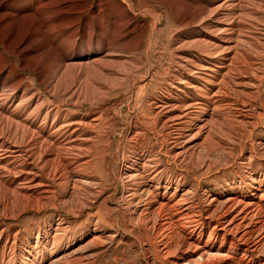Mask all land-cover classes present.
<instances>
[{"label": "bare ground", "instance_id": "6f19581e", "mask_svg": "<svg viewBox=\"0 0 264 264\" xmlns=\"http://www.w3.org/2000/svg\"><path fill=\"white\" fill-rule=\"evenodd\" d=\"M155 1L163 5L160 15ZM161 16L167 26L175 17L173 27L191 32L166 37L168 90L149 98L158 68L144 65L140 74L144 60L135 53L149 51ZM262 50L264 0H0V208L17 192L38 204L65 181L72 191L94 192L98 180L88 171L97 159L90 154L114 108L143 112L141 127L138 113L129 119L130 141L152 123L167 128L175 163L227 149L216 135L221 125L242 136L264 117V62L252 56ZM246 106L252 112L243 113ZM254 147L264 151V139L248 155ZM149 153L136 151L115 176L131 232L150 235L157 253L173 256L170 264H264V174L194 200L179 183L157 182Z\"/></svg>", "mask_w": 264, "mask_h": 264}, {"label": "rangeland", "instance_id": "374dc122", "mask_svg": "<svg viewBox=\"0 0 264 264\" xmlns=\"http://www.w3.org/2000/svg\"><path fill=\"white\" fill-rule=\"evenodd\" d=\"M160 2L155 1L158 4L156 15L162 12L163 5ZM102 8L105 13V5ZM162 17L159 18L156 31L151 38L153 43L149 41V44L151 43L149 47L151 48L152 45L153 49L149 48V53L143 48L145 51H140L143 52L142 56L139 51L135 53V58L140 62L144 60L143 63L141 62L140 74L147 65L151 67L152 72L158 68V77L154 78V86L148 93L149 98L163 95L168 90L166 70L169 69L171 55L167 54L169 51L166 37H173L179 31L191 32L189 28L185 30V28L173 27L175 17L170 19L168 27L165 24L166 19ZM108 32L107 27L106 33ZM78 37L79 35L76 38ZM38 38L40 36L34 37L32 42ZM154 38L157 39L154 41ZM164 51L166 52L162 56L164 58L161 57L158 61V56ZM252 56H254L255 64L264 62V50L255 51ZM13 57L17 61L16 55ZM146 60L149 61L148 64H145ZM16 65L18 66V62ZM1 74L3 75L4 71ZM25 75L29 76L28 73ZM35 87L38 88L36 83ZM260 90L264 91V79ZM257 104V112L262 113L259 99ZM84 109H88L86 105L81 109V114L85 113ZM246 111L252 112L248 106L243 113ZM135 112L139 114L138 126L141 127V122L143 123L141 109L133 110L125 106L120 113L114 108L110 116L108 115L105 126L100 128L99 132L103 134V140L98 142L97 151L90 154V157H96L97 160L92 170L88 171L98 180L93 186L94 192L87 190V186L84 189L79 187L80 189L72 191L71 182L65 181L63 186H52L50 197L38 204L22 200L20 193L17 192L6 205L7 207L0 208V264H29L24 260L28 255L33 257L34 264H65L66 262L69 264H170L173 256L165 255L164 257L157 253L155 242L150 235L133 233L126 223L127 214L124 212L126 206L121 195V184L115 180V176L122 169L129 167L133 155L140 149L150 152L151 159H155L154 162L157 161V167L155 166L154 170L158 171L157 182L162 187L168 181L172 188L175 187V183H179L182 190H191V197L194 200H200L208 190L221 192L232 183L237 185L242 183L241 187H243L248 183L246 180L249 174H255L257 178L264 174V151L254 147L253 154L248 155L251 145L264 139V117L255 120V125L249 130L251 134L246 132L242 136H239L233 127L224 123L216 135L229 144L227 149L224 147V150L218 149L214 153H205L190 163H175L170 154L171 133L158 123H152L146 127L144 137L138 142L126 139L128 138L125 133L126 128ZM209 114L210 111L207 115ZM222 116L223 113L214 114V119L217 121L223 118ZM162 187L160 194L164 192ZM167 192L169 196L172 191ZM3 195L0 190V202L3 200ZM154 218L156 220V216ZM62 229L66 231L60 233ZM55 235L61 239L53 242L52 237ZM140 244H143V249L139 247ZM181 258L187 260V258Z\"/></svg>", "mask_w": 264, "mask_h": 264}]
</instances>
